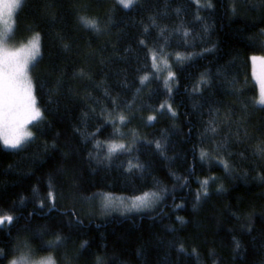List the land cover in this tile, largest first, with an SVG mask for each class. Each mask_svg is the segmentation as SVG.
<instances>
[{"label":"trees","instance_id":"16d2710c","mask_svg":"<svg viewBox=\"0 0 264 264\" xmlns=\"http://www.w3.org/2000/svg\"><path fill=\"white\" fill-rule=\"evenodd\" d=\"M211 4L138 0L125 9L116 0H25L15 34L20 44L41 35L31 76L45 111L27 145H0V214L14 217L0 227V264L22 252L53 255L57 264H264V157L256 149L264 147V109L253 103L258 86L250 60L264 55V0ZM161 45L175 74L170 95L168 70L151 68L149 49ZM177 53L192 58L176 61ZM144 75L150 79L141 84ZM166 101L176 116L158 111ZM109 112L129 117L126 125L117 120L120 134L105 122ZM213 117L220 121L214 140L205 136ZM225 137L231 156L215 151ZM113 141L132 151L106 159ZM202 147L234 171L201 161ZM129 161L143 167L130 172ZM209 177L216 179L197 201L200 181ZM146 191L160 197L151 212L94 215L102 213L94 194ZM57 235L61 243L48 247Z\"/></svg>","mask_w":264,"mask_h":264},{"label":"snow or ice","instance_id":"6c2138e0","mask_svg":"<svg viewBox=\"0 0 264 264\" xmlns=\"http://www.w3.org/2000/svg\"><path fill=\"white\" fill-rule=\"evenodd\" d=\"M25 0H0V145L5 149L9 150H19L26 143L30 142L33 138V132L29 129V126H36L39 121L44 119V111L40 106H38V98L35 94V86L33 80L30 76V70L34 67L37 58L41 54V35L37 32L28 41L26 45H22L19 48H9L7 45V40L10 34L14 33V14L18 13V10L22 9ZM198 7H212L211 0H207L206 4H201L199 0H194ZM123 8L130 9L138 0H117ZM199 19V16H197ZM82 23L91 28L94 31H99V27L95 20H88L81 17ZM153 26H155V20L152 21ZM145 32L148 31L146 27ZM179 31V29H177ZM165 35V30L161 29L160 36ZM183 35L187 37L189 32H183ZM140 43L145 45V41L141 40ZM167 41L165 40V44ZM146 46V45H145ZM208 50V49H206ZM149 54L151 57V68L158 72L161 70L160 65L162 64L164 68L168 69V76L164 80V86L167 89L169 95L172 91L171 82L175 81V74L171 71V65L168 62L169 56L171 54L164 51V46H159L158 49H149ZM191 55L184 56L179 53L175 55L176 61H182L186 59H191ZM252 63V77L258 86V95L254 99L253 103L260 109H264V55H253L250 57ZM154 74V73H153ZM83 75V73H81ZM150 79L149 75H144L141 77V84H144ZM208 81L202 76L199 84L206 85ZM199 85L197 86V90ZM107 95V93H106ZM115 105V101H113ZM167 110L173 117L176 116V111L173 109L172 105L167 101L160 104L158 111L163 112ZM103 111V110H102ZM108 119L106 123H111L115 128V133L120 134V128L117 126V120L120 125H126L129 121V117L124 114H118L115 117L112 112L107 113ZM230 114L223 118L224 123H228L230 120ZM156 119V116H149V122ZM220 121L216 117H213L208 122V127L205 129V136L209 139L214 140L215 136L219 134L220 131ZM231 130V125L229 124V131ZM100 131L99 128L96 130ZM210 134V135H209ZM93 136L95 133L92 134ZM246 135V133H245ZM135 137V133H133ZM236 136H239V131H237ZM228 137H225L223 141L217 144L215 149L219 153H227L231 156L232 153L228 150ZM264 143V142H262ZM102 142L97 140L94 147L100 148ZM155 147L157 150L161 151L163 154V145L160 141L155 142ZM257 154L264 157V147L261 145L256 146ZM132 146H126L125 143L109 142L107 144V157L106 159H111L113 156L121 152H131ZM91 155V153H90ZM201 161L213 160L217 164L222 165L226 172L234 171L232 166L229 164L228 160L223 156H215L209 151H206L203 147L200 150ZM243 156V153L240 154ZM143 166L139 163L128 162V171L133 169H140ZM179 179V178H177ZM215 177H209L200 181V190L196 193V200L199 201L201 196L208 195V185L209 180H215ZM264 179V177H262ZM186 183V182H185ZM51 189V185H50ZM102 198L103 207L105 209H116L122 207L125 211H144L151 208L157 200L160 199L156 192H144L142 195H134L133 197L125 196H113L111 193H97ZM48 199L52 202L53 207L55 206L56 194L50 190L48 193ZM128 201V203H125ZM43 206V204L41 205ZM177 207H183L182 204L177 205ZM181 223L184 220L178 217ZM14 217L9 214H0V227L5 224L11 225L13 223ZM62 237L56 236L54 241H49L48 247H55L60 244ZM87 242H85L86 244ZM84 245H82L83 247ZM23 247L29 249L27 242H24ZM236 247L239 248V242L236 243ZM18 250V249H17ZM29 251H31L29 249ZM183 251V248H181ZM195 252V250H193ZM3 249H0V256H3ZM19 264H27L29 259V252H22L19 256ZM9 264H18L17 259H12ZM39 264H51V257L46 259H41ZM97 264H103L102 260L97 261Z\"/></svg>","mask_w":264,"mask_h":264},{"label":"rangeland","instance_id":"374dc122","mask_svg":"<svg viewBox=\"0 0 264 264\" xmlns=\"http://www.w3.org/2000/svg\"><path fill=\"white\" fill-rule=\"evenodd\" d=\"M117 1V0H116ZM136 5V4H135ZM15 16H16V14H14V17H13V19H14V33L13 34H10V36H9V39L7 40V45H8V47L9 48H13V49H15V48H19V47H21L22 45H26L28 42H26V43H22V44H20V43H18L17 42V35L15 34ZM40 58V56L37 58V61H38V59ZM37 61L35 62V64L37 63ZM252 64V63H251ZM35 66V65H34ZM160 68H162V69H167V68H164V66L161 64L160 65ZM33 69V68H32ZM31 69V70H32ZM31 70H30V76H31ZM168 70V69H167ZM31 78H32V76H31ZM33 127L34 126H32V125H30L29 126V129L33 132ZM33 136H34V133H33ZM29 143V142H28ZM28 143H26L25 145H27ZM24 145V146H25ZM23 146V147H24ZM7 150H9V149H7ZM10 151H16V150H10ZM99 203H100V206H101V209H102V213L101 214H99V212H95V214H94V212H91L90 213V215H95V216H104V217H107V216H112V215H124V214H135V213H146V212H151V211H153L156 207H157V205L159 204V200H157L156 202H155V204L151 207V208H149V209H146V210H144V211H139V212H137V211H125L122 207H120V208H116V209H105L104 207H103V202H102V199L99 201ZM125 203H128V201H126ZM104 214H106V216L104 215ZM51 257L54 261H55V259H54V256L53 255H46V256H43V257H40V258H36V257H32L31 255H29V258H31V259H46L47 257ZM55 264H57L56 263V261H55Z\"/></svg>","mask_w":264,"mask_h":264},{"label":"clouds","instance_id":"9594fccd","mask_svg":"<svg viewBox=\"0 0 264 264\" xmlns=\"http://www.w3.org/2000/svg\"><path fill=\"white\" fill-rule=\"evenodd\" d=\"M19 256L18 257H14L13 259H17V261H18V264H19ZM41 259H31V258H29L28 260H27V264H39V261H40ZM51 264H55V261L51 258Z\"/></svg>","mask_w":264,"mask_h":264}]
</instances>
